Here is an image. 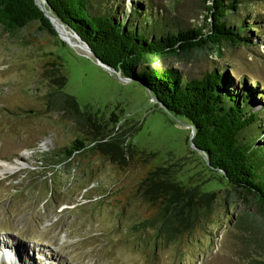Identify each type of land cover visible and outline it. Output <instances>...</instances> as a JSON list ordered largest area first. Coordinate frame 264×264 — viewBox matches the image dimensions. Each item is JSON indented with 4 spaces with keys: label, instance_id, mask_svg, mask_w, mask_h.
Listing matches in <instances>:
<instances>
[{
    "label": "rangeland",
    "instance_id": "1",
    "mask_svg": "<svg viewBox=\"0 0 264 264\" xmlns=\"http://www.w3.org/2000/svg\"><path fill=\"white\" fill-rule=\"evenodd\" d=\"M136 1L147 22L164 32L206 22L202 0H114L115 15L132 13ZM245 4L250 10L242 9L238 19L249 28L250 43L224 45L220 52L195 50L166 62L184 78H199L217 68L234 84H258L262 94L255 110L260 111L264 0ZM93 5L103 7L100 0ZM229 20L239 21L234 16ZM55 57L67 79L63 92L77 100L81 111L93 119L95 115L99 125L117 114L119 123L108 127L128 129L123 145L131 144L144 155L136 153L135 162L129 157L118 164L85 150L67 161L55 160L61 148L82 135L78 127H86L46 106L49 88L42 68ZM187 125L185 118L156 104L147 88L97 65L88 50L37 33L34 23L13 34L0 27V244L8 249L0 250V259L9 257L0 264H259L264 209L253 195L226 191L225 181L213 176L205 156L191 147ZM256 130L264 135V124ZM247 134L264 143L254 130ZM2 164L12 169L3 170ZM167 165H175L174 180L218 193L211 222L172 241L155 239L156 230L148 221L152 210L138 193L147 171Z\"/></svg>",
    "mask_w": 264,
    "mask_h": 264
},
{
    "label": "trees",
    "instance_id": "2",
    "mask_svg": "<svg viewBox=\"0 0 264 264\" xmlns=\"http://www.w3.org/2000/svg\"><path fill=\"white\" fill-rule=\"evenodd\" d=\"M95 1L46 0L45 7L48 5L54 17L72 28L101 62L147 88L165 112L185 118L195 131L193 144L206 156V165L213 176L225 181L226 191L253 195L264 209V143L258 144L247 134L254 130L256 138L264 140L263 133L256 130L259 124H264V107L255 110L260 104L257 95L262 94L261 88L258 84H234L226 72L217 68L199 78H184L166 62L167 58L195 50L220 52L224 45L250 43L249 28L242 27L243 19H238L242 9L250 10L249 4H245L247 0H202L207 15L204 24L167 32L147 22L140 1L132 7V13L125 16L118 13V19L114 0H100L103 7L99 9L94 7ZM229 16L236 17L238 23H231ZM31 23L36 24L37 33L57 38L34 0H0V27L4 31L13 34ZM55 58L42 68V77L49 88L46 106L86 126L78 127L82 135L71 146L61 148L55 160L67 161L85 150L100 153L118 164L129 157L135 162L136 153L144 155L131 144L123 145L128 129L108 127L119 123L117 114H109L108 122L99 125L95 115L93 119L90 112L81 111L77 100L63 92L67 79L59 58ZM157 60H162L163 65H157ZM90 127L93 131L87 130ZM99 138L107 141L100 142ZM175 171V165L154 167L145 173L138 186L140 198L152 210L148 221L156 230L157 240L172 241L187 235L215 216L218 193L174 180ZM257 254L262 258L259 264H264V254Z\"/></svg>",
    "mask_w": 264,
    "mask_h": 264
},
{
    "label": "water",
    "instance_id": "3",
    "mask_svg": "<svg viewBox=\"0 0 264 264\" xmlns=\"http://www.w3.org/2000/svg\"><path fill=\"white\" fill-rule=\"evenodd\" d=\"M35 1V4L37 5V7L43 12L44 16L49 20V22L51 23L56 35H57V38H58V42L62 45H69L70 47L74 48L76 46L82 48V49H86L89 51L90 55H91V58L94 60V62L99 65L100 67L106 69L108 72H110L111 74L113 75H116L120 80L124 81V82H129L131 81V79L129 78H126V77H122L120 75V72L118 70H116L115 68L113 67H110V66H107L105 65L103 62L100 61V59L92 52V50L90 49V47L88 46V44L86 42H84L77 34L76 32L64 25L63 23H61L56 17H54L52 14H51V11H50V8L49 6L47 5V9H46V0H34ZM57 23H59L65 30V32L67 34H70V36H65L64 34H62V32H60L57 28ZM61 63V62H60ZM64 87V86H63ZM150 93V92H149ZM151 95V98L153 99V101L158 104L159 106H161V108H163L162 104L150 93ZM164 110V109H163ZM187 127H189L190 129V133H191V137H190V145L191 147L198 151L202 156L204 155V153L198 149L192 142V139L194 137V134H195V131H194V128L191 124L187 125ZM205 156V155H204ZM203 160H206V156L205 158H203Z\"/></svg>",
    "mask_w": 264,
    "mask_h": 264
},
{
    "label": "bare ground",
    "instance_id": "4",
    "mask_svg": "<svg viewBox=\"0 0 264 264\" xmlns=\"http://www.w3.org/2000/svg\"><path fill=\"white\" fill-rule=\"evenodd\" d=\"M56 24H57L58 30L60 32H62V34H64L65 36H70V34H67L65 32L64 28L59 23L56 22ZM2 165H3V170H11L12 169V167H10V166H12L11 164H2Z\"/></svg>",
    "mask_w": 264,
    "mask_h": 264
}]
</instances>
